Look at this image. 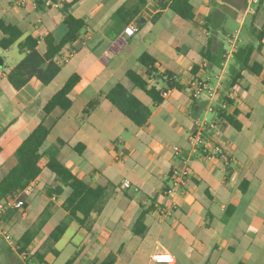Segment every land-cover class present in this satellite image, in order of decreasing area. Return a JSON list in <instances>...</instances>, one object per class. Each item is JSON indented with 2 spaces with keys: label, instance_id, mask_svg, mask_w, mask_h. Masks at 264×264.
I'll return each instance as SVG.
<instances>
[{
  "label": "crops",
  "instance_id": "0c3cea01",
  "mask_svg": "<svg viewBox=\"0 0 264 264\" xmlns=\"http://www.w3.org/2000/svg\"><path fill=\"white\" fill-rule=\"evenodd\" d=\"M32 1L0 0V19L22 32L9 48L0 46V179L16 163V148L44 122L50 128L47 140L62 141L60 161L90 186H109V195L80 225L61 207L68 188L61 195H47L58 181L43 167L23 191V218L33 195L41 194L42 209L50 205L44 228L54 218L68 223L53 248L59 253L56 245L62 240L73 246V264H98L109 254L115 256L114 264H264V0L252 13L246 11L248 0L243 5L241 20L249 17L250 37L226 29L238 0H190L194 20L177 15L169 1L162 7L160 0H145L144 5L139 0H79L69 12L85 26L54 57L59 73L48 84L33 77L15 90L7 74L24 57L19 41L32 36L44 51L46 34L53 33L58 42L65 31L62 4L70 0H43L41 7ZM128 24L135 26L132 35L124 33ZM253 29L263 32L251 56L260 65L257 73L242 69L233 55L239 46L257 45ZM144 52L180 85L166 88L165 82L150 79V85L165 92L156 106L142 89L131 88L126 77L128 69L144 72L138 63ZM74 73L80 80L70 92L71 107H56L44 115V105ZM55 81L56 87L51 86ZM118 82L151 107L144 125L136 126L105 98ZM196 82L216 86L217 94L193 97ZM224 96L232 102L227 111H238L240 129L215 115ZM92 100L97 105L84 113ZM203 118L219 123L208 142L219 146L221 155L206 158L188 151V134ZM173 146L181 148L180 154ZM47 159L43 156L42 161ZM185 166L190 174L184 187L167 194L172 169ZM126 180L130 188L123 186ZM17 220L15 214L10 218L11 224ZM136 227L142 232H135ZM50 253L44 257L46 264Z\"/></svg>",
  "mask_w": 264,
  "mask_h": 264
},
{
  "label": "trees",
  "instance_id": "16d2710c",
  "mask_svg": "<svg viewBox=\"0 0 264 264\" xmlns=\"http://www.w3.org/2000/svg\"><path fill=\"white\" fill-rule=\"evenodd\" d=\"M79 0H70L63 2L62 7L65 13L63 25L65 31L58 42H56L53 33H48L43 39L44 51L38 48L37 39L32 36H26L19 41L18 48L24 53V57L9 71L7 80L15 90L22 88L31 78L35 77L43 84L50 83L60 71V65L55 62L54 57L68 43L74 42L80 31L84 28L83 19L74 16L69 12L71 6ZM169 1V2H168ZM141 5L146 3L145 0H139ZM169 3V7L181 18L186 20H194L193 5L190 0H160V6L164 7ZM36 7L44 4L43 0H35ZM0 31L4 37L0 40V46L3 49L9 48L13 43L18 41L22 36L21 30L8 20L0 19ZM253 37L258 41L257 45L250 42L243 46L237 47L234 57L241 65V68H247L258 72L260 65L251 61L254 50L260 47L263 32L253 29ZM211 44L210 40L207 42ZM207 51V49H206ZM222 61V60H221ZM138 63L144 68V72H138L134 69L126 71V77L131 83L142 89L152 100V105L156 106L163 101V91L156 85H150L149 80L154 79L161 81L167 85L173 84L175 87L180 85L173 79L174 74L171 72H160L159 62L147 52L142 53L138 57ZM258 68V69H255ZM195 69V66H194ZM195 72V71H192ZM80 76L76 73L72 74L63 84V86L51 96L43 107V114H49L54 108L59 107L63 111L68 110L72 105L70 92L79 82ZM234 80L230 83L233 85ZM105 98L112 103L124 116L128 117L136 126L144 125L150 114L151 107L144 104L136 95H134L122 83H116L106 94ZM231 100L224 96L222 104L214 108L215 115L218 119H222L225 124H229L236 129H240L241 122L237 119L238 111L234 109L228 112L225 107L231 105ZM97 105L96 100L90 101L84 109V113H88ZM50 133V128L44 122H40L32 132L20 143L16 148L14 155L16 163L8 172L0 179V200L7 201L15 196L21 201L22 206H27V194L23 193L26 187L40 175L42 168H48L55 176L58 183L47 189V195L58 196L63 193L65 188L69 189V193L61 204V207L68 212L69 219L76 220L80 225L85 223L92 212H98L105 203L109 195V186L97 185L90 186L83 179L79 178L60 161L58 158L59 149L62 145L61 140L51 145V149L41 150L42 145L46 142ZM76 149H78L76 147ZM43 156H47V161L43 162ZM17 209H9L3 215V221L11 218ZM50 205L43 209L40 219L25 229L19 236H15V242L18 248L15 250L18 254L25 252L37 235L41 232L45 223L49 219ZM147 210L142 212L136 221L142 224L143 215ZM68 223L61 221L58 223L48 235L46 242L47 249L42 253H36V259L39 264H46L44 257L51 252L57 254L53 245L60 239L67 229ZM135 232L141 233L142 231ZM74 258H69L64 264H73ZM115 256L109 254L104 260L98 264H114Z\"/></svg>",
  "mask_w": 264,
  "mask_h": 264
},
{
  "label": "rangeland",
  "instance_id": "374dc122",
  "mask_svg": "<svg viewBox=\"0 0 264 264\" xmlns=\"http://www.w3.org/2000/svg\"><path fill=\"white\" fill-rule=\"evenodd\" d=\"M215 1L218 4H221V2L225 0H215ZM245 3H247V0H238L239 6L234 8L235 17H228L226 29H228V31H230L233 35L237 33L238 35H241V37H247V36L250 37L247 31L250 26L249 17L245 16L243 20H241L243 16V5H246ZM255 7L256 6H254V8ZM263 14H264V9H263ZM175 27L176 26H172V28ZM226 45L228 46V44ZM56 82L57 81H55V83H52L51 86L56 87L55 85L57 84ZM130 87L136 89V87L132 83H130ZM53 142L54 140L52 139L47 140L42 145L41 150L44 151L47 148L51 149V145L56 143ZM33 196H34V201L30 203L27 209V217L23 218V213L25 212V208L22 207L21 209L16 210L15 215L19 218L17 222L11 224L10 218L4 221L5 226L8 227L9 232L11 233L13 238H16L18 236L17 232L21 230L24 231L25 229H27L28 227H30L32 224L36 223L40 219L41 213L43 211L42 209L43 198L41 194H34ZM20 218H22L21 221ZM59 221L61 222L64 220L62 219L58 220L54 218L48 223L47 227L45 228L43 227L41 232L37 235L35 240L32 242L29 248L23 253V255H20L17 252H15V250L12 249L9 246V244L0 236V264H39L36 259V253H42L47 249L46 242L48 240V235L53 230L55 225L59 223ZM56 247L59 248L60 252L57 254L54 253L48 254L46 259L49 262V264H64L70 257H72L75 254V250L73 246L65 245L64 240L59 242L56 245Z\"/></svg>",
  "mask_w": 264,
  "mask_h": 264
},
{
  "label": "built area",
  "instance_id": "2783aa9c",
  "mask_svg": "<svg viewBox=\"0 0 264 264\" xmlns=\"http://www.w3.org/2000/svg\"><path fill=\"white\" fill-rule=\"evenodd\" d=\"M260 0H248L246 11L248 13L254 12V6L258 5ZM33 5L36 6L35 0L32 1ZM135 31V26L133 24H128L124 28V33L127 35H132ZM192 88V96L199 97L203 93L209 98H213L217 94V87L207 84L206 82H196L193 83ZM165 92L163 91L162 95ZM209 111H213V108L210 106ZM219 127V123L216 120H210L208 118H203L194 124V130L188 134V143L189 148L188 151L192 155L202 154L206 158H212L217 155H221V149L219 146H209L208 142V134L210 131L217 129ZM173 151L175 154H180L181 148L179 146H173ZM190 174V169L188 166L184 168H174L170 173V183L167 186L165 192L167 194H175L179 192L186 183V178ZM123 186L125 188H130L131 184L128 180L123 182ZM23 206L21 201L14 198H10L7 201L0 200V236L9 244V246L16 250L18 246L16 245L15 239L12 237L9 232L8 227L5 226L3 221V215L9 209H21ZM24 253V252H23ZM21 253L20 255H23Z\"/></svg>",
  "mask_w": 264,
  "mask_h": 264
}]
</instances>
